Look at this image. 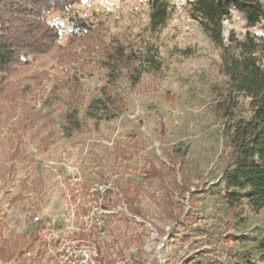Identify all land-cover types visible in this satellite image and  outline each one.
<instances>
[{"label":"rangeland","instance_id":"1","mask_svg":"<svg viewBox=\"0 0 264 264\" xmlns=\"http://www.w3.org/2000/svg\"><path fill=\"white\" fill-rule=\"evenodd\" d=\"M170 1L157 29L149 0H84L48 14L66 60L31 59L12 77L26 96L0 97V243L12 255L0 264H79L85 253L100 264H237L247 252L264 264V213L222 196L221 50L188 0ZM76 23L95 37L70 44ZM248 31L264 27L232 9L225 39ZM120 47L132 62L115 60ZM104 87L121 108L89 114ZM75 106L79 124L68 117Z\"/></svg>","mask_w":264,"mask_h":264},{"label":"trees","instance_id":"2","mask_svg":"<svg viewBox=\"0 0 264 264\" xmlns=\"http://www.w3.org/2000/svg\"><path fill=\"white\" fill-rule=\"evenodd\" d=\"M84 0H0V97L16 99L25 97V89L16 94L12 77L30 65L31 59L50 56L62 61L58 50L62 26L48 19L52 11L65 12ZM150 25L157 29L166 25L173 5L170 0H149ZM232 9L241 11L249 28L264 27L263 0H188V13L196 19L211 42L221 50L220 70L227 77L220 89L216 112L224 120L226 167L220 182L222 196L231 209L242 203L254 212L264 213V34L248 31L244 38L234 33L228 40L223 35L224 20ZM96 30L87 23H76L69 35V43L92 36ZM92 41V40H91ZM72 53L69 56H73ZM117 62L134 60L133 52L120 47L114 54ZM158 65H153L157 69ZM45 71H42L43 73ZM116 97L104 87L100 97L91 99L87 112L92 108L117 111ZM79 109L75 106L68 117L79 124ZM40 111L27 115L21 121L24 128L28 121L40 117ZM19 149H17L18 151ZM148 172V171H147ZM132 208V207H131ZM258 252L264 259V235L257 239ZM0 257L11 258L1 246ZM133 264H143L135 257ZM237 264H259L250 252L242 254Z\"/></svg>","mask_w":264,"mask_h":264},{"label":"built area","instance_id":"3","mask_svg":"<svg viewBox=\"0 0 264 264\" xmlns=\"http://www.w3.org/2000/svg\"><path fill=\"white\" fill-rule=\"evenodd\" d=\"M34 219L36 221H39L40 217L39 216H35ZM77 261H80V262H78L79 264H100L99 261L94 260L93 257L92 256L90 257L87 253H85V256L82 254L80 259L77 260ZM70 262L74 263L75 261L69 260V263L65 262V261L64 262L62 261V264H71Z\"/></svg>","mask_w":264,"mask_h":264}]
</instances>
